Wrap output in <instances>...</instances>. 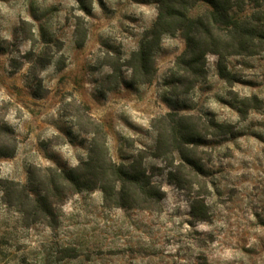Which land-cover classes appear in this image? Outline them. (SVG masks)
<instances>
[{
  "label": "rangeland",
  "instance_id": "1",
  "mask_svg": "<svg viewBox=\"0 0 264 264\" xmlns=\"http://www.w3.org/2000/svg\"><path fill=\"white\" fill-rule=\"evenodd\" d=\"M23 2L13 20L3 12L13 0H0V148L14 149L0 157V264H264V49L228 57L231 81L208 54L206 77L180 92L166 85L185 48L177 34L154 50L151 82L132 77V54L157 15L151 0ZM161 105L179 145L166 177L145 167L140 139L145 125L163 124ZM94 141L117 165L141 159L187 208L166 211L160 188L148 205L108 206L96 187L54 202L50 226L18 211L16 196L4 201L10 183L73 168ZM153 147L146 154L159 159L167 139L158 135Z\"/></svg>",
  "mask_w": 264,
  "mask_h": 264
},
{
  "label": "trees",
  "instance_id": "2",
  "mask_svg": "<svg viewBox=\"0 0 264 264\" xmlns=\"http://www.w3.org/2000/svg\"><path fill=\"white\" fill-rule=\"evenodd\" d=\"M151 1L157 6L156 18L144 33L139 49L132 54V77L136 82L153 80L156 72L153 52L164 34H177L185 42V48L176 58L175 68L166 81L167 86L180 92L192 88L206 77L208 54L217 57L218 75L231 81L228 57L256 55L264 49V0ZM201 3L207 8L200 14L190 15L189 11ZM172 132L175 133V129ZM179 132L182 133L181 130ZM13 153L14 149L0 148V157ZM186 158L184 161L192 164L193 161ZM128 169H132V173ZM44 171L41 178L30 177L28 185L10 183L3 191L6 203L13 204L11 198L16 196L17 210L26 214L31 222L43 219L53 226L54 202H62L70 194L96 187L101 189L104 203L108 206H125L132 198H137L141 206H145L161 197L160 189L151 186V175L141 159L117 165L111 161L102 141H94L87 159L77 166ZM117 182L121 185L119 191ZM136 188L141 189L139 195L134 191Z\"/></svg>",
  "mask_w": 264,
  "mask_h": 264
},
{
  "label": "clouds",
  "instance_id": "3",
  "mask_svg": "<svg viewBox=\"0 0 264 264\" xmlns=\"http://www.w3.org/2000/svg\"><path fill=\"white\" fill-rule=\"evenodd\" d=\"M26 6L27 5L23 2V0H21V2L19 3H16L15 0H13V3L9 5H5L3 7V12L6 17H11L13 20H15L18 14H23V11L26 8ZM97 11H99V9H97ZM153 15H155V13H153ZM124 58L127 59V56H125ZM47 71L48 73H51L53 72V68L49 67ZM103 71L105 73H109L111 69L106 67L103 69ZM129 75H130V72H129ZM171 99H175V98L172 97ZM117 109L120 111H123L124 110L123 105L122 104L117 105ZM167 111L168 110L165 109L163 105H161L156 115L158 119L163 117V124L154 123V126H151V127L148 125H145L148 131V135L140 138L143 140L146 146H149L148 148L145 149V161H144L145 167H147L148 164H154L156 165L157 168L164 170L165 177L167 176L168 172L175 171L176 164H179V158L176 156V152L179 149V145L173 141L172 136H171V129L167 127V117L164 116V113ZM158 135H163L167 139L168 152L166 155H161L159 159L153 160L151 156H148L146 153L149 150V148L152 151H156V148L153 146L157 144ZM89 139H91V137H89ZM126 151H130L133 155H135L139 151V149H127ZM174 157L176 158V164L172 163ZM84 158L87 159V153L84 154ZM128 171L132 173V169H128ZM148 174L151 175V173H148ZM159 181H160V177H153L151 180V186L160 188L162 191L168 193V199L166 203L169 205V207L166 209V211H172L176 207H180L181 209H186L187 208L186 204L181 203L177 205L172 202V197H171L172 190L168 187L167 184H161ZM120 187H121L120 183L117 182L116 184L117 191L120 190ZM134 191L139 195L141 192V189L136 188L134 189ZM209 203H211V201H209Z\"/></svg>",
  "mask_w": 264,
  "mask_h": 264
}]
</instances>
